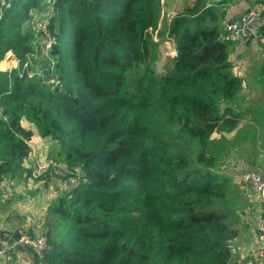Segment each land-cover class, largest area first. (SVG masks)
I'll use <instances>...</instances> for the list:
<instances>
[{"label": "trees", "instance_id": "trees-1", "mask_svg": "<svg viewBox=\"0 0 264 264\" xmlns=\"http://www.w3.org/2000/svg\"><path fill=\"white\" fill-rule=\"evenodd\" d=\"M42 1L11 0L0 15V60L11 53L39 71L0 70V182L30 176L23 120L80 182L49 205L48 248L30 264H232L240 192L218 167L224 135L252 110L221 39L227 0H183L155 33L159 0H55L46 54L22 29ZM163 41L175 55L160 67ZM260 52L252 82L262 88L264 43Z\"/></svg>", "mask_w": 264, "mask_h": 264}, {"label": "built area", "instance_id": "built-area-1", "mask_svg": "<svg viewBox=\"0 0 264 264\" xmlns=\"http://www.w3.org/2000/svg\"><path fill=\"white\" fill-rule=\"evenodd\" d=\"M55 0H49L48 8L44 15L32 12V16L27 19L22 29L29 31L38 37L37 46L46 54L51 46L56 43L55 37L49 31V18L53 13V3ZM221 0H210V5L219 6ZM254 1V0H253ZM244 4L239 8L237 14L233 13L232 5L229 2L220 3L224 10L222 20V35L221 39L229 42L231 51L229 61L232 68L239 67L245 58H247V48L256 46L261 39V26L264 23V6L256 2ZM11 0H0V15L3 7H10ZM37 11V10H36ZM6 55L10 56L11 53ZM13 68H19V76L25 74L27 77H33L37 72L28 69V64L25 62L20 67V62L17 58L14 59ZM39 72V71H38ZM42 82L46 84L60 86L61 81L55 76L49 74L42 75ZM40 137V136H39ZM34 131L28 140H26L30 151L29 157L32 158L33 164L29 178L39 179L46 175L55 176L57 182L54 186V193L57 196L70 192L80 182V174L70 172L67 167L59 164L53 157L47 160H38L39 151L37 146L40 138ZM264 155V152H263ZM229 176L233 183L238 187L248 188L250 197L258 207V215L253 224L255 239L253 243H244L233 237L227 241L229 251L234 255L238 254V259L233 264H264V177L261 173L251 166H241L234 169ZM12 181V180H11ZM11 182L3 180L0 182V191H9ZM5 224V225H4ZM18 230L19 238L13 239L14 230ZM48 248L47 237L42 234H31L27 228L16 221L0 219V264H12L13 254L16 250L29 251L36 255L39 259L44 257L45 251ZM22 264H28L23 262Z\"/></svg>", "mask_w": 264, "mask_h": 264}, {"label": "rangeland", "instance_id": "rangeland-1", "mask_svg": "<svg viewBox=\"0 0 264 264\" xmlns=\"http://www.w3.org/2000/svg\"><path fill=\"white\" fill-rule=\"evenodd\" d=\"M43 0L42 2H44ZM186 1V0H184ZM19 3H22V0H18ZM183 0H159L158 6V14L156 15V25L153 28V32L157 31L159 26H163L169 22L171 17L174 13L180 10L181 4ZM161 4V5H160ZM48 8V7H47ZM46 9L34 10L36 14L44 15L46 13ZM222 23V22H221ZM155 33V32H154ZM157 50L161 56L159 58V66L163 65L166 62V57L175 55V49L172 44L168 41H163L157 47ZM253 52L247 55V58H252ZM37 58V57H35ZM36 64V63H35ZM34 66V64H33ZM38 66V65H37ZM36 69V65L34 66ZM35 71V70H33ZM38 72V71H35ZM264 115V109L260 111ZM245 113V112H243ZM242 113V114H243ZM241 114V115H242ZM247 114L240 115L241 127L237 132V139H233V145L242 147L243 144H249L251 141L255 139V125H257L258 120L257 118L250 117ZM246 115L248 117H246ZM34 130V126L32 127ZM220 133H216L213 135V139H219ZM250 138V140H249ZM252 139V140H251ZM38 145H44V152H40L38 155V160H47L48 158L52 157L57 152V143L50 139H42ZM232 143V141H230ZM44 143V144H43ZM225 156L221 158L219 163V167L221 170H230L227 173L230 174L234 169L240 168L241 166H251L252 157L249 155L248 152L244 153L243 156L247 158H242L241 161L238 159L229 158L227 152L224 151ZM228 156V158H226ZM30 164H33L32 158L29 157ZM27 159L26 164L29 162ZM257 168V167H254ZM11 182V189L8 191H0V219L16 221L17 223L21 224L23 228L31 229L37 234H41V228L45 224L47 209L51 202L57 196L54 193V186L57 182L56 177L46 175L45 177H41L39 179L35 178H28L26 180H16L12 179L9 180ZM241 188V187H239ZM240 209L241 211H247V215L245 218L248 220L254 219L252 215V208L251 203L249 205L250 199V192L248 188L240 189ZM252 200V199H251ZM253 201V200H252ZM256 205V204H255ZM234 217L233 219H235ZM237 220V218H236ZM29 253L30 252L26 251ZM28 256V257H29ZM42 261V258H40ZM30 262V260H29Z\"/></svg>", "mask_w": 264, "mask_h": 264}, {"label": "crops", "instance_id": "crops-1", "mask_svg": "<svg viewBox=\"0 0 264 264\" xmlns=\"http://www.w3.org/2000/svg\"><path fill=\"white\" fill-rule=\"evenodd\" d=\"M253 0H227L232 5V11L233 13L237 14L239 11V8L243 6L244 4H249ZM182 5V4H181ZM264 43V37L260 39L259 44H256L254 47H248L247 48V55L250 54V52H253L252 58H245V62H243L239 67L233 68V71L243 79V85H242V92L241 96L243 99L242 105L248 106L251 112H248L250 117L257 118L258 124L255 125V139L251 141L249 144H243L242 147L235 146L233 145V139H237V132L241 127V121L240 118L238 119L237 127L236 129L231 132L227 133L226 136L229 141H232L231 147L229 148V152L227 153L229 158H234L238 159V161H241L242 158H247L243 156L244 153L248 152L249 155L253 158L252 164L253 167H257V169L261 175L264 177V115L260 112L261 110L264 109V87L260 88L257 85H254L252 82L254 80V72L256 67L259 65V60L261 59V52H260V45ZM15 57L13 55H5V57L0 60V70H7L10 69L13 66ZM243 114H247L243 113ZM242 114V115H243ZM241 115V116H242ZM246 117H248L246 115ZM22 125L25 128H30L35 131L32 127L33 125L25 120H23ZM39 137V136H38ZM220 137V136H219ZM40 138V141H43L42 139H47V138ZM250 140V138H249ZM252 140V139H251ZM39 141V142H40ZM44 144V143H43ZM37 149L40 152H44L45 148L44 145L42 146L41 144L37 146ZM228 156L226 158H228ZM29 159V158H28ZM29 162L26 165L30 164V159L28 160ZM27 162V161H26ZM231 170V169H230ZM230 170H225L223 169L224 172H228ZM228 174V173H227ZM239 192L240 189L237 187ZM250 203L251 208H252V215L254 219L251 221L245 218L247 215V211H240L238 212L237 215V220L234 225V227L238 230L237 238L238 241L244 242V243H253L255 239V233L253 231V224L254 221L258 215V207L255 205L256 203L251 200V197L249 199V205ZM246 214V215H245ZM1 217V216H0ZM3 217H2V219ZM5 225V224H4ZM233 255V254H232ZM29 253L26 251H19L16 250L15 253L13 254V263L12 264H22L23 262H29ZM238 259V254L233 255V263H235ZM232 263V264H233Z\"/></svg>", "mask_w": 264, "mask_h": 264}, {"label": "water", "instance_id": "water-1", "mask_svg": "<svg viewBox=\"0 0 264 264\" xmlns=\"http://www.w3.org/2000/svg\"><path fill=\"white\" fill-rule=\"evenodd\" d=\"M19 238V232H18V230L16 229V230H14V232H13V239H12V241H11V244L14 242V240H16V239H18Z\"/></svg>", "mask_w": 264, "mask_h": 264}]
</instances>
